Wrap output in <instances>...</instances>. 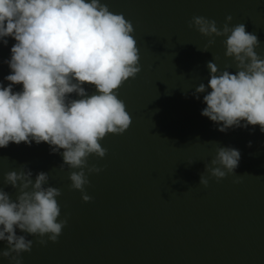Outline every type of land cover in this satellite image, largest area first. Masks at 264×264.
<instances>
[{"label": "water", "instance_id": "1", "mask_svg": "<svg viewBox=\"0 0 264 264\" xmlns=\"http://www.w3.org/2000/svg\"><path fill=\"white\" fill-rule=\"evenodd\" d=\"M102 2L134 27L142 70L118 92L132 123L101 141L105 158L89 157V166L103 170L88 177L87 203L71 187L72 169L61 168L63 157L47 143L0 149V188L15 200L19 190L5 183L6 173L22 166L33 180L49 173V185L61 191L59 219L68 221L55 243L28 236L33 248L22 254L23 264H264V133L259 125L220 132L201 115L205 94L197 100L195 92L208 84V62L220 71L236 68L225 56V37L208 47V38L189 27L194 16H203L222 30L231 15L230 27L244 24L256 34V51L264 57V0ZM8 39V46L0 44L5 85L11 69L4 61L15 43ZM219 147L238 149L241 160L235 175L217 181L205 165ZM201 175L209 178L207 187ZM17 235L25 233L17 229ZM7 248L0 241V252ZM0 264L8 261L0 257Z\"/></svg>", "mask_w": 264, "mask_h": 264}, {"label": "clouds", "instance_id": "2", "mask_svg": "<svg viewBox=\"0 0 264 264\" xmlns=\"http://www.w3.org/2000/svg\"><path fill=\"white\" fill-rule=\"evenodd\" d=\"M232 19L226 17L222 30L203 16H194L189 24L208 38V47L225 37V56L236 68L235 73L220 71L209 61L208 84L196 87L195 98L205 94L201 115L220 132L259 125L264 133V57L256 51L260 41L244 24L230 27ZM8 38L15 43L4 61L11 69L4 77L8 83L0 82V149L10 143H47L63 157L61 168L72 169V189L90 202L88 177L103 169L89 166V157L105 158L101 141L108 134L125 133L132 123L118 92L142 70L133 24L102 0H0V44L8 46ZM85 84L95 91L90 94ZM18 85L22 88L17 91ZM240 160L238 149L219 147L205 168L219 181L235 175ZM4 179L19 194L13 200L0 188V241L8 245L0 257L23 264L22 254L33 248L28 236H38L41 245L55 243L68 221L59 219L61 191L49 185V173L41 171L33 180L32 171L22 166ZM200 184L207 187L209 178L201 175ZM17 229L25 235H17Z\"/></svg>", "mask_w": 264, "mask_h": 264}]
</instances>
